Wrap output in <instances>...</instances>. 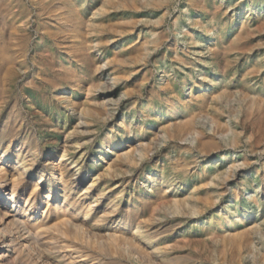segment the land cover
<instances>
[{"label":"bare ground","instance_id":"1","mask_svg":"<svg viewBox=\"0 0 264 264\" xmlns=\"http://www.w3.org/2000/svg\"><path fill=\"white\" fill-rule=\"evenodd\" d=\"M89 1L0 0V222L7 234L9 231L19 239L15 253L37 251L58 264H123L127 258L139 264H172L169 243L162 246L156 241L161 237L173 240L186 224L203 221L212 227L206 238L215 240L223 254L241 264L245 252L254 248L261 225L255 220V211L237 210L241 186L231 187L230 183L242 171L241 166L254 167L252 157L258 156L260 164L255 172L264 188V76H260L264 62L258 63L259 68L255 64L245 67L244 76L238 78L240 73L231 59L234 54H252L250 28L234 31L230 39L218 36L210 48L217 72L242 83L245 108L234 128L225 120L228 111L224 100L235 85L203 90L216 79H209L206 58L190 57L192 50L201 54L195 47L200 41L185 40L195 46L179 52L175 48L178 69L198 68L197 79L193 71L190 73V89L197 87L199 92L187 98L182 86L187 85L188 77L177 80L169 74L171 68L153 61L162 55L163 32L155 29L153 37L145 38L135 35L132 17L120 18V13L112 10L116 8L111 6L112 0H102L95 12ZM170 4L171 0H126L122 14L133 16L148 5L161 10ZM252 5L247 2L233 14L241 15ZM14 8H18L16 12ZM162 17L156 19L157 27L163 23ZM32 28L47 43L46 60L36 56L39 48L32 44ZM117 43L121 45L114 46ZM101 50L107 54V70L103 59L94 53ZM159 68L165 78L154 80ZM107 73L112 83L104 81ZM259 77V88L255 89L249 83ZM20 78L29 86L24 88L26 96L34 97L28 101L34 108L32 114L43 117V110L55 100L62 105L66 120H71L63 126L62 144L52 151L44 152L35 123L29 120L31 113L19 106L24 96L17 91ZM114 84L127 96L134 115L142 118L140 122L132 124L124 117L119 120L109 112L104 94L110 93ZM69 92L82 94L83 100L68 96ZM204 113L215 125L212 131L197 123ZM145 119L160 122L158 130H149ZM229 132V143L223 144L219 135ZM190 135L196 137L195 146L185 142ZM132 138H137L136 144ZM157 138L166 139L176 155L150 164L147 172L145 165L153 161L151 152ZM95 142L97 147L90 148ZM237 150L244 151L241 162L229 155ZM91 155L97 160L104 157L109 178L85 172V159ZM212 157L216 163L229 164V171L218 180V174L197 165L198 158ZM226 194H231L236 205H223L219 213L207 216ZM251 198L255 203L260 200ZM2 260L1 253L0 264H4ZM260 262L264 264V251Z\"/></svg>","mask_w":264,"mask_h":264},{"label":"rangeland","instance_id":"2","mask_svg":"<svg viewBox=\"0 0 264 264\" xmlns=\"http://www.w3.org/2000/svg\"><path fill=\"white\" fill-rule=\"evenodd\" d=\"M221 1L222 0H171V4L167 7H164V8L161 7V10L160 9H154L153 7H150V5H148L149 7L146 6V9H145V7L140 8L139 11L137 13H135L133 16H131L129 14L128 15L122 14L124 12L126 0H112L111 6L116 7L115 9H112V10L118 11L120 13L119 14L120 18L127 17V18L131 19V17H132V19L135 23L134 24L135 25V35L140 33L145 38V37H149V36L153 37L154 35H152V31L155 29L163 32V34L165 35V39H164V42L162 43V46L160 48V52H162L163 56L162 55L158 56V57L156 56L153 59V61H156L162 67L166 65L165 67L171 68L169 74L173 78L176 77L177 80H180L181 78H187L188 77L187 85L182 86V91L184 93L183 95L187 98H189L192 93L196 94L199 92L198 91L199 88H197V87L194 90L190 89V86L192 83V81L190 79L191 78L190 73L193 71L195 78L197 79L196 74H197L198 68L195 65V66H193L192 69L191 68H186V70H185V68L184 69H178L179 65L174 63V59L176 58V52H177V51H175V48H177V50L179 52L180 49L185 50L189 46L194 47L196 45L195 47H197V49H199V51H201V54L198 55L197 53H195L192 50L190 57L192 59H194L196 57L197 58H203V59L206 58L207 60H206L205 66L207 67L208 72H210L209 73V75H210L209 79H212V78L216 79L215 83L206 84V86H204L203 90L208 92L211 90L212 87H214V86L220 87L222 84H226V83H233L235 85V87L233 88V93L231 94V96H229L227 99L224 100V106L228 111L227 112L228 114H227L225 120L229 124L231 123L230 125L235 128L237 123L241 122V119L243 116V109L245 108V101H244L242 94L240 92L241 87H242V83L238 78H241L244 76L243 75V73H244L243 69L249 68L250 65H253V64L257 65L259 68L258 63L264 62V0H226L225 2H221ZM257 1H259V2H257ZM247 2L253 3L251 9H248V10L245 9L241 15H234L233 14V13H235L234 10L236 11V10L242 9L244 7L245 3H247ZM89 3L91 4L90 7L92 8V11L95 12L97 10V8L100 7L102 0H90ZM118 5L119 6L122 5V6L119 8ZM17 9L18 8H14L13 11L16 12ZM243 14H245V15H243ZM224 16H226V17H224ZM161 17L163 18V23H162L163 25L161 24V26L157 27V23H155V21L157 18H161ZM233 18L236 19V22L232 21ZM17 19L18 18H16V21H17ZM219 26H223V28L218 29ZM137 27H138V29H136ZM203 27H206L208 30H213V31L206 32V31H204ZM246 27L250 28L249 40L252 42V46H253L252 54L251 55H247V54H234V55H232L231 59H233L236 63V66H235L236 69H235V67H234V69H235V71H237L238 74L240 73L241 75L239 74L238 78H236L234 76H229L227 78H223L222 73L217 72V66L212 62V52H211L210 48L211 47L214 48V45L217 41L215 38H217L218 36L226 35L224 37H226L227 39H230L231 37L233 38L232 33L234 31L240 32L243 28H246ZM140 28H142V29H140ZM233 28H234V30H233ZM35 34H36L35 28H32V35H33L32 44L38 46V48H39L36 52V56L42 60H46L44 50L46 49L47 43H46L45 39L40 38L37 34L36 35ZM34 37H36V38H34ZM185 40H187L188 42L198 40V41H200V44L199 45H197V44L189 45V43H186L187 41H185ZM203 42H204V44H203ZM120 45H121V43H119V44L117 43L114 46L119 47ZM163 47H164V50H163ZM208 48H209V50H208ZM33 53H34V48L31 50V53H29V62H32L31 58L33 56ZM94 53L103 59L104 68H105V70H107V66H106V62H105V56L107 55L106 52L101 50V51H95ZM172 65H174L175 70L177 69L176 71L172 70V67H171ZM208 66H210V67H208ZM161 68H159L157 70V72L155 73V76H153L154 80H158L160 78H163V79L165 78L161 74V72H162ZM262 72L263 73H260L261 74L260 76H264V69L262 70ZM259 80H260V77L256 78V79H252V80H250L249 84L251 86H254V87L256 86L255 89H258L259 88V86H258ZM104 81L110 82V83L113 82L108 73L104 76ZM24 82L25 81L23 78H20L17 81V84H18L17 85V91L19 93H23V95H24L23 98H21L19 100V106H21L24 109L27 108L26 110L29 113H31L29 120L33 122L32 124L35 123L36 136L39 139L40 143L44 146V152L47 150H50V149L52 151L56 148V146H60L62 144L63 132L65 129V128H63V126L70 125L71 120H69V118L66 120V116L64 115V109L62 108V105L60 106V104H58L55 100L50 102V105L48 107L49 109L47 108V110H45V111L43 110V112H42V114L44 115L43 117H38L36 113L32 114V112L34 111V108H33V106L31 107L28 105V101L33 99L34 97H27L26 96L27 94L24 91V88H25V86H27V87H29V86L24 85ZM111 89H112V91L110 93L104 94L105 96L107 95L106 100L108 101L109 112L111 111L110 113L115 114V116H117V118L119 120H120V118L124 117L125 119H127V121H130L132 124H136V123L140 122V120L142 118H140L139 115H134V109L129 104V101H126L127 96L124 95L121 88H118V86L116 84H114ZM97 93L101 94V92H97ZM67 95L71 96V97L75 96V98H79V99L83 100L82 94H79V93L73 94L72 92H69ZM52 106H53V108H52ZM38 108H36L35 111ZM204 114H201L198 116L197 123L199 124V126L203 127L204 129H206L208 131H212L214 129L215 125L212 123L211 119H209L210 116L207 115V113H204ZM133 116H134V118H133ZM144 122L147 124L146 126L149 130H151V131L158 130V125L160 124V122H156L153 119H148V120L145 119ZM231 133L232 132H229L228 134H220L219 135V139L222 141L223 144L227 145L229 143ZM54 135H56V136H54ZM136 139L137 138H132V139H130V141L132 143L136 144L137 143V142H135ZM195 140H196L195 135H192V136L190 135L185 142H187L188 144L190 143V145L195 146L196 145ZM167 143L168 142L164 138H161V139L157 138L155 140V144H154L155 149L153 148V151L151 152V156L153 157V161H152V163H146L144 170H146L148 172L150 169V167H149L150 164H153L156 161H161L162 158L168 157L169 155H171V157H175L176 152H174L173 149L171 148V145L169 143L168 144ZM97 145H98V142L92 143L90 145V148L94 149L97 147ZM262 149H264V148H262ZM223 154H226V153H223ZM229 155L233 156L236 160L241 162V158L244 155V151L237 150L236 153H230ZM194 156H196V155H194ZM43 157L45 158L46 154L43 155ZM92 157L93 156L91 155L85 159V164L87 166V168H85V172H88V174H90V175L93 174L94 176H97V174H99L103 178H106V179L109 178V176H107L106 171H105L107 169V164H106V162L103 161L104 157L100 156L101 159H98V160L95 159L94 157L93 158ZM252 158H253V162L255 164L254 167L243 169V166H241L242 171H240L237 174V176L234 178V180L231 181V183H230L231 187L241 186V197L239 199V203L236 205V200L233 199L231 194H226L225 196H223L222 198L219 199L217 205L211 211H209V213L207 215V216H210V215H212V213L217 214L221 210H223V205H229V204H235L236 208L239 212L247 210V209L255 211V216H257V217L256 218H255V216H253V217L255 218V220L257 219L256 221L258 223H260L261 226L258 230V236L254 240V248L251 251L245 252V254L243 255V258L241 260V264H261L260 256H261L262 252L264 251V228H263L264 227V215L262 216V210L264 209V195H263L264 194V188L260 187L261 181L259 180L258 175L255 172L256 164H257V166L260 164V161H258L260 159L258 156L252 157ZM199 159L202 161H200ZM215 159H216V157H212L209 160H203L202 158H198L197 159V165L199 168H201L202 166H206V169L209 170L210 173H212L214 175L218 174V177L216 179V180H218L220 177H222V175L226 174L229 171V169H228L229 164H228V161H224V162L218 161V163H216L217 161H215ZM214 164H216V165H214ZM249 182L251 183V187L250 186L247 187V183H249ZM190 185H191V183H190ZM257 191H259V192H257ZM251 196L258 197L260 199L259 202L258 203L253 202ZM242 200H243V202H242ZM1 205H3V204L1 203ZM3 227L4 226L2 225V221H1L0 222V248H3V249H0V254L2 253V255H3L2 262L4 264H6V263L7 264H19V263L20 264H58V262H56L52 259L43 258V256L39 255V253L37 251L35 252L32 250H31L32 252L29 250H27V251L25 250L22 255L17 256L14 249L19 247V242H18L19 239H17L16 234H13V233L11 234L9 231L7 234L4 231ZM211 229H212V227L211 226L209 227L208 223L203 222V221H199L196 224H192V225L186 224L180 231H178L175 234L177 236L175 239L171 240L172 237H168V238L167 237H161V239L156 241V244L164 246V244L169 243V251H171V253H172L171 257L173 258L172 264H239V263H236L235 260H230L229 256H227V254L226 255L223 254L219 244L215 240H212V238H210V239L206 238L208 236V234H210L212 232ZM185 231H187V232L185 233ZM193 231H195L196 234ZM184 235H188V236H186V239L183 238ZM188 238H190L191 240ZM193 238H194V240H193ZM174 250H175V252H174ZM217 254H218V257H217ZM17 260H18V263L16 262ZM42 260H43V262H42ZM128 260H129V262H128ZM123 264H139V263H137L135 260H133L131 258H127L126 260L123 261Z\"/></svg>","mask_w":264,"mask_h":264}]
</instances>
